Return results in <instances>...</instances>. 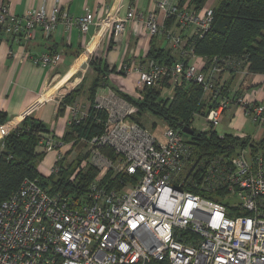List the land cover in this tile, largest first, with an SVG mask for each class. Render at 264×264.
<instances>
[{
	"label": "built area",
	"instance_id": "built-area-1",
	"mask_svg": "<svg viewBox=\"0 0 264 264\" xmlns=\"http://www.w3.org/2000/svg\"><path fill=\"white\" fill-rule=\"evenodd\" d=\"M156 9L145 17L131 7L125 16L102 23L117 40L131 23L136 32L150 37L163 33L178 59L164 64L149 58L145 65L114 67L138 74L140 90L135 97H142L145 87H156L164 79L172 88L162 89L163 97L173 95H165L166 90L193 81L203 86L204 97L215 105L206 115L195 113L189 124H166L159 138L134 118L138 112L134 104L113 89L106 95L98 93L97 109L109 113L106 128L90 141L89 155L75 171L91 165L99 170L98 175L85 194L75 197L51 194L37 178H25L0 206V264H264V145L251 141L231 154L196 159L194 134L184 130L186 126L195 133L216 129L236 104L263 133L264 103L249 91L224 88L225 80L219 76L235 67V62L220 58L222 64L206 71L207 59L190 46L194 36L203 37L213 26L215 5L207 2L199 8L191 0H158ZM168 19H173L169 27ZM94 22L91 13L75 16L58 4L21 16L0 0L1 27L18 44L34 37L38 28L50 36L59 24L67 30L78 25L86 35ZM63 57L61 51L45 52L33 61L55 67ZM240 71L249 73L247 67ZM66 111L69 123L88 114V110L80 113L75 105ZM197 116L206 121L203 130L193 125ZM8 124L0 126V140L18 123ZM247 136L262 139L240 135ZM42 143L46 153L57 150L49 174L58 172L57 161L66 154L63 147L71 143L53 131ZM105 145L114 149L116 160L102 152ZM110 170L135 180L121 188H108L103 179ZM186 185L217 192L218 198L186 189Z\"/></svg>",
	"mask_w": 264,
	"mask_h": 264
},
{
	"label": "trees",
	"instance_id": "trees-1",
	"mask_svg": "<svg viewBox=\"0 0 264 264\" xmlns=\"http://www.w3.org/2000/svg\"><path fill=\"white\" fill-rule=\"evenodd\" d=\"M185 1L187 0H181V3ZM191 2L200 8L209 0H191ZM172 21L173 19H168L166 26H171ZM4 34L1 27L0 43ZM114 43V33L111 32V44L114 45ZM190 46L198 55L207 59L206 71L215 64H222L220 58H224L236 63L235 67L230 68L232 72L247 67L249 73L264 74V0H218V4L215 5L213 26L203 37L194 36L190 40ZM178 57L171 49L156 47L154 44L148 54V58H154L164 64H172ZM215 58H218L217 62ZM90 67L96 75L87 91L84 90L87 75H83L82 81L61 99L57 111V115L64 114L67 106L77 103L83 91L87 93L90 102L87 116L80 121L72 120L61 137L65 143L72 144V149L79 150L80 155L66 163L71 149L66 152L62 160L57 161L60 167L58 172L48 175L41 173L38 162L46 154L42 142L51 130L40 119L26 116L0 140V206L27 177L37 178L51 194L60 193L75 197L86 193L99 170L90 165L86 170L76 174L75 171L81 161L88 157L90 141L95 136L101 135L106 128L108 110L97 109V96L102 87H112L119 95L134 104L138 108L134 118L142 125L141 117L144 112L157 115L171 127H180L191 123L195 113L206 115L215 105V102L204 97L203 86L193 81H185L177 86L171 97H163L161 90L156 87H145L141 91L142 97H135L110 85L108 75L117 69L103 61L99 55H93ZM224 88L231 91L229 81L225 82ZM6 122H8L7 115L0 112V126ZM191 138L196 159L211 158L218 153L231 154L251 141L257 145H264V138L255 140L251 136L240 137L233 133L219 134L213 128L208 131H197ZM101 150L114 160L118 157L114 149L108 145L101 147ZM133 179L135 180V177L126 173L110 170L103 179V183L108 188H121ZM185 188L213 199L218 198L217 192L214 193L199 186L186 185Z\"/></svg>",
	"mask_w": 264,
	"mask_h": 264
},
{
	"label": "crops",
	"instance_id": "crops-1",
	"mask_svg": "<svg viewBox=\"0 0 264 264\" xmlns=\"http://www.w3.org/2000/svg\"><path fill=\"white\" fill-rule=\"evenodd\" d=\"M156 1L158 0H6L12 11L21 16L42 6L50 10L58 4L75 16L89 12L95 17V22L86 35L81 33L78 25L67 30L65 25L59 24L50 36L45 35L44 31L38 28L34 37L23 39L19 44L12 42L13 40L4 34L0 43V112H4L8 122H14V125L28 115L36 117L49 126L56 137L61 138L70 119L68 111L57 115L61 98L68 93L67 91L62 94L63 87L75 86L80 79L79 76L76 77L77 73L88 67L89 56L96 47L99 49L97 55L112 67L120 63L145 65L153 44L174 51L163 33L150 37L146 32H136L133 23L128 25L122 38L119 40L115 38V43L112 45L111 31L102 23L103 20L114 16H125L131 7L139 15L143 14L146 17L151 10L156 9ZM160 19H163L162 14ZM86 47L87 50L84 52ZM55 51L64 53L62 61L55 67L33 61V57ZM219 77L225 82L229 81L232 91L237 93L249 91L264 103V74L229 71ZM108 78L117 85V88L130 95L135 96L140 90L136 72L126 74L116 70L110 73ZM109 89L113 88H101L99 94L106 95ZM233 107L226 111L223 122L229 119L226 121L227 126L223 133L261 137L262 132L257 129L250 132L249 128L253 123L250 125L251 121L244 115L242 109L238 106ZM240 122L242 129L239 126ZM55 159V150L47 152L42 162V168L45 165L44 171L40 167L39 170L48 175Z\"/></svg>",
	"mask_w": 264,
	"mask_h": 264
},
{
	"label": "rangeland",
	"instance_id": "rangeland-1",
	"mask_svg": "<svg viewBox=\"0 0 264 264\" xmlns=\"http://www.w3.org/2000/svg\"><path fill=\"white\" fill-rule=\"evenodd\" d=\"M217 4H218V0H209V2H208V5H217ZM86 50H87V47L85 48L84 52ZM98 50L99 49L96 47L94 49L93 53L89 56V59H88L89 65H88V67L85 70H80L77 73V75H76V77L77 76L80 77L79 81L77 82L78 84L82 81L83 75H87L86 82H85V85H84V90H86V91H87L88 87L90 86V84H91L94 76L96 75V73L94 72V70L90 67V61H91V58L93 57L94 54H98L99 53ZM223 74H225V73H223ZM77 83L75 84V86L73 88H75L78 85ZM110 85L111 86L114 85L115 87H117V85L115 83H112L111 80H110ZM177 86H175L174 89H172V90L171 89L166 90L165 95H168L169 93L174 94L173 91H175V89H176ZM168 87L169 88H172V85L169 84L168 79H164L163 81H161V83H159V85L156 86V88L157 89H160L161 92H162V89H167ZM63 88L64 89H63L62 94L67 93V91L69 92L70 90L73 89V88H70V87L68 88L67 86H64ZM102 88H104V87H102ZM89 105H90V102H89V100L87 98V93L83 91L82 95L79 96V98H78L77 103L75 104V106H77L78 109L80 110V113H82V112L87 111L89 109ZM232 106H234L233 108H235L236 104L235 105H232ZM232 112L233 111H231V113ZM244 115H246V114H244ZM246 116H248V115H246ZM141 118L143 119V126L149 128L153 133H155L157 135V137H159V138H162L163 137V132H164V130L166 128V124H165V122H164V120L162 118H160L157 115H154L152 113H149V112H146V113L144 112L143 113V116ZM226 121L223 122V123H221L219 126L216 127V130L219 132V134L225 132V129H226V126H227ZM249 121H251V118L250 117H249ZM205 123H206V121H205V119L202 116H197L195 118V121H194V124L193 125H194V127L197 130H203ZM154 124H156L155 127H154ZM250 125H252V122H250ZM239 126L242 129V122L239 123ZM249 129H250V132H252V131H254L256 129V126L253 124ZM188 137L190 138L191 136H188ZM261 138H264V131L262 133V137ZM71 149H72V144H70L69 146L66 145L65 147H63V152L66 153L67 151H69ZM55 151L57 152V150H55ZM83 151L84 150H82V152ZM86 151H87V149L85 150V152ZM78 155H80L79 150L72 149L71 150V153L67 156L66 163L71 162ZM45 156H46V154L43 155L39 159V162H38V167H40L42 169V171H44L43 168H45V165L42 168V165H43L42 162H43ZM46 167H47V165H46ZM42 171H41V173H42ZM49 171H50V169H49Z\"/></svg>",
	"mask_w": 264,
	"mask_h": 264
},
{
	"label": "water",
	"instance_id": "water-1",
	"mask_svg": "<svg viewBox=\"0 0 264 264\" xmlns=\"http://www.w3.org/2000/svg\"><path fill=\"white\" fill-rule=\"evenodd\" d=\"M0 28H1V24H0ZM184 130H185L187 133H190V134H194V133H195L194 129H193L191 126H186V127L184 128Z\"/></svg>",
	"mask_w": 264,
	"mask_h": 264
},
{
	"label": "bare ground",
	"instance_id": "bare-ground-1",
	"mask_svg": "<svg viewBox=\"0 0 264 264\" xmlns=\"http://www.w3.org/2000/svg\"><path fill=\"white\" fill-rule=\"evenodd\" d=\"M13 124H14V122H10V123L8 124V126L13 125Z\"/></svg>",
	"mask_w": 264,
	"mask_h": 264
}]
</instances>
